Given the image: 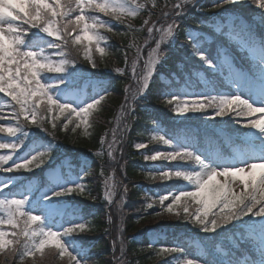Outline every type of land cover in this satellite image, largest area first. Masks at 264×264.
Listing matches in <instances>:
<instances>
[{"label":"trees","instance_id":"obj_1","mask_svg":"<svg viewBox=\"0 0 264 264\" xmlns=\"http://www.w3.org/2000/svg\"><path fill=\"white\" fill-rule=\"evenodd\" d=\"M177 2L137 0L145 7L124 23L87 10L88 15L107 22L113 30L108 32L106 27L100 29L107 37L101 44L105 47L103 58L99 53H94L97 67L93 68L83 60L81 52L78 62L69 66L65 73L43 77L45 83L57 85L51 91L59 102L77 108L107 93L106 99L101 102L102 107L98 106L95 123L87 132L82 131V126L76 133H65L59 127L64 122V118L60 117L56 121L58 127L55 138L50 134L53 132L50 123L44 124L48 132L30 125L22 128L16 137L0 133V142H23L16 153L0 149V155H11L13 162L27 159L41 151L51 152L50 157L44 158L41 167L36 168L34 162L31 172L20 170L0 173V181H12V188L0 195L26 197L27 210L40 215L46 228L58 232L72 224L87 222L89 230L64 237L69 250L79 255L82 261H87V264H115L114 260L121 255L117 241L119 225L125 241V264H183L185 258L197 259L201 264H264V220L249 216L216 232L206 233L174 215L165 213L157 216L156 213L161 211L158 204L151 209L145 207L146 203L158 199L159 195L194 190V185L180 179L160 181L149 178L150 173L156 174L164 169L192 168L191 161L187 164L145 161L144 154H153L168 147L151 139L156 134L166 136L173 143L184 141L188 148L202 155L214 167L262 157L253 147V131L241 128L235 117L211 119L210 108L206 113H190L180 117L172 111V106L165 102L164 97L181 95L191 100L195 95L209 91H213V95L215 92L235 94L238 91L251 102L253 93L260 94V100L264 99V67L260 64L264 53L260 47V38L264 37V19H256V5L251 0L224 5L219 9L213 8L218 0L184 3L183 16L176 18L179 27L175 36L163 47V58L156 67L149 88L135 99V114L130 118V130L122 143H118L119 151L115 154L113 164V181L118 187V195L111 207L104 199L105 186L100 180L107 179L112 167L108 165L106 153L100 156L97 153L104 152L100 140L107 134V128L110 125L112 129H117L118 125L122 128L128 122L121 117L115 119L121 105L125 103V96L129 95L126 89L133 86L130 66L137 55V48H141L147 35L144 21L163 8L169 7L171 10ZM161 18L157 25L165 20L163 18L161 21ZM187 36H191L197 46L220 65L219 69L203 66L186 44ZM50 41L51 37L33 28L26 37L24 47L25 50L42 49ZM154 44L149 42L141 48L140 55L148 56ZM222 50L227 54L226 61L220 59ZM116 68L126 71L121 75L115 71ZM10 104V98L0 93V124L5 126H15L16 123L10 116ZM136 143H144L146 148L137 150L134 147ZM11 163V160L8 161L5 167ZM79 183L86 186L83 196L53 195L56 191ZM124 186H127V194L124 193ZM122 198H125L126 203L120 216L116 214L115 208ZM3 230L11 232L8 226H4ZM111 240L117 241L114 253L111 251ZM163 247H178L183 249V253L158 255ZM48 253L61 260L55 252L46 248L45 254ZM33 259L28 257L23 264ZM0 264H11L4 252H0ZM15 264H20L18 257Z\"/></svg>","mask_w":264,"mask_h":264},{"label":"snow or ice","instance_id":"obj_2","mask_svg":"<svg viewBox=\"0 0 264 264\" xmlns=\"http://www.w3.org/2000/svg\"><path fill=\"white\" fill-rule=\"evenodd\" d=\"M241 2L244 0H218L213 8L219 9L224 5ZM251 2L257 4V0H251ZM184 3L185 0H178L172 5L171 10L163 13L165 20L170 19L171 22L167 24L166 29L160 28L156 47L150 50L148 60L139 71L137 63L140 60L141 49L137 48L136 60L130 66L132 79L136 82L137 96L149 88L156 67L163 58L161 43L174 38L176 29L179 27L176 18L183 16ZM144 7L137 3V0H131L130 5L122 3L121 0H0V93L10 98L12 108L10 116L16 122L15 126L0 124V133L16 137L22 128H28L30 125L48 132L44 124L50 123L53 129L50 134L55 138V130L58 127L56 121L60 117L64 118V122L59 127L65 133H76L78 129H82V126H84L82 131L87 132V129L95 123L98 106L102 107L101 102L106 99L107 93L77 108L69 103L59 102L51 91L57 85L45 83L43 77L65 73L69 66L78 62L81 52L83 60L93 68L97 67L94 53H99L103 58L105 47L101 44L107 40V37L101 33L100 29L106 27L108 32L113 30L107 22H101L98 17L88 15L87 10L105 14L124 23L136 16ZM153 7H155L154 3ZM258 7L264 10V0H259ZM149 23L148 20L144 21L146 26ZM128 27L131 28V25L129 24ZM33 28L40 29L51 37L46 48L39 51L25 50L26 37ZM156 28V24L147 28L149 39L153 38L152 34ZM217 31L220 29L217 28ZM226 35L232 36L231 33ZM260 39V47L264 49V37ZM186 44L205 68L219 69L220 65L202 51L191 36H187ZM226 57V52L222 50L220 59L226 61ZM125 64L127 65L126 54ZM260 64L264 67V53H262ZM115 71L123 75L126 69L116 68ZM129 92L130 88L126 89V93ZM215 93L213 95V91H209L195 95V98L191 100L181 95L164 97H166L165 102L172 106V111L177 116L206 113L210 108L211 119L235 117V121L243 128L255 130L258 137L264 141V104L256 106L238 91L235 94ZM134 114L135 96L126 95L125 103L121 105V119H127L128 122L124 123L122 128L118 125L117 129L112 130L111 139L108 138V134L101 138L100 144L104 152L97 153L98 156L106 153L113 160L115 159V154L119 151L118 143H122L123 137L130 130V118ZM257 114L261 115L257 116ZM117 131L120 132V136H117ZM151 139L169 146L171 151L144 154L145 161L163 160L168 163L182 164L191 161L192 168L191 170L164 169L156 174L150 173L149 178L160 181L180 179L194 185V190L159 195L158 199L146 203L147 209L158 204L161 211L156 213L157 216L165 213L174 215L206 233L216 232L234 221L249 216L264 220V156L243 163L214 167L192 149L176 148L173 141L164 135L156 134ZM22 146V141L0 142V149H7L12 153H16ZM134 147L142 150L146 148V144L136 143ZM50 156V150L41 151L27 159L13 162L11 155H0V171L31 172L34 170L31 167L34 162L35 167L39 168L44 163V158ZM10 160L12 163L5 167ZM11 188L12 181L7 179L0 181V194ZM115 189L114 181H105L104 199L109 204L112 203ZM85 191L86 186L79 183L56 191L53 195L56 197L72 194L83 196ZM124 193L127 194V186H124ZM193 205H195L194 210ZM4 226H8L11 232L3 230ZM86 230H89L87 222L72 224L62 232L46 228L40 215L27 210L26 197L0 195V252L5 253L11 264H15L17 257L20 264H23L26 258H36L38 253L43 258L46 248L55 252L61 260L66 258V264H87V261H82L79 255L70 251L64 242V237L77 232L83 233ZM112 243L115 248L117 241L113 240ZM118 243L121 255L115 259V264H125V241L122 229ZM6 248L7 251H5ZM161 253L182 254L183 249L163 247L158 255ZM183 264H201V262L197 259L185 258Z\"/></svg>","mask_w":264,"mask_h":264},{"label":"rangeland","instance_id":"obj_3","mask_svg":"<svg viewBox=\"0 0 264 264\" xmlns=\"http://www.w3.org/2000/svg\"><path fill=\"white\" fill-rule=\"evenodd\" d=\"M190 1H192V0H185V2H190ZM121 2L122 3H125L126 5H130V3H131V0H121ZM258 2L259 1H257V4H254V5H256L255 7H254V11H255V17L257 18V19H259L260 20V18L262 17L263 19H264V10H262V9H260L259 7H258ZM170 10V8L168 7V8H163V10L162 11H160L159 13H156V14H154V16H151V17H147V19L146 20H148L150 23H149V25H145V28H146V37H145V39H144V41H143V44H142V46H141V48H144L146 45H148V43L149 42H152V43H155L154 45H153V47H151V49H154L155 47H156V41L159 39V35H160V32H159V30H160V28L161 27H163L164 29H166L167 28V24L168 23H170L171 21H166V20H164L163 22H160L158 25H157V22H158V20L161 18V21L163 20V13L164 12H167V11H169ZM158 15V16H157ZM261 15V16H260ZM165 19V18H164ZM152 24H156V26H157V28H156V31L152 34L153 35V38L152 39H149V33H148V31H147V28L148 27H151V25ZM169 40H165L163 43H161V46H160V49H161V51L163 52V47L166 45V43L168 42ZM140 48V49H141ZM150 49V50H151ZM35 50H37V51H39L40 50V48H36ZM150 50H149V52H150ZM149 52H148V56H149ZM140 53H141V51H140ZM137 56V55H136ZM136 56L134 57V59H133V61H132V63L136 60ZM148 56H143L142 54L140 55V60H139V62L137 63V69H138V71L141 69V68H143V66H144V62L145 61H147L148 60ZM137 78H139V77H137ZM134 82H133V86L130 88V92H129V95H132V96H135V99L138 97L137 95H136V82H135V80H133ZM132 85V84H131ZM131 85H129L128 87H130ZM244 98H246V99H248L247 98V96L246 97H244ZM122 99H124V97H122ZM260 99H262L261 98V95L260 94H258V93H253L252 94V102L254 103V105H256V106H260V105H262V104H264V99L263 100H260ZM251 102V101H250ZM124 104V103H123ZM120 114H121V107H120V109L118 110V113H117V116H116V119L115 120H117V119H119L121 116H120ZM259 115H261V114H257V116H259ZM121 120V119H120ZM120 120L116 123L117 125L120 123ZM241 125V124H240ZM241 128H243L242 126H240ZM245 129V128H244ZM247 129V128H246ZM112 130H115V129H112V126L110 125V127H108L107 128V134H108V138L109 139H111V132H112ZM250 130V129H249ZM253 131V133H254V137H252V140H253V142H254V148H256V153H259L260 155H263L264 156V141H262L259 137H258V135H257V133L255 132V130H252ZM117 136H119V133H118V131H117ZM174 146L176 147V148H188V146L186 145V143L184 142V141H179V142H175L174 143ZM259 146V147H258ZM159 151H164V152H167V151H171V148L168 146V147H166V148H163V149H161V150H159ZM160 161H163V160H160ZM115 163V161L111 158V157H109L108 156V165H111V170H110V172H109V174H108V177H107V179L106 180H108L109 182H112L113 181V164ZM0 173H5V172H3V171H0ZM111 178V179H110ZM222 179V178H221ZM106 180H100L103 184H104V186H105V181ZM118 187L116 186V189H115V194L113 195V197H112V201H113V199L118 195ZM122 197H125V196H122ZM126 203V201H125V198H122V200L120 201V203H119V205L117 206V208H115L116 209V214H118V215H120V216H122V213H123V209H122V207H123V205ZM108 205L111 207L112 206V204H109L108 203ZM114 209V208H113ZM119 219L121 220L122 219V217H119ZM118 233H117V241H119V239L121 238V236H120V225L118 226ZM112 241L113 240H111V248H112V253H114V251H115V249H116V247L114 248L113 247V243H112ZM34 260H35V264H66V261L65 260H58L57 258H56V256L55 255H51L50 253H48V254H45L44 255V257L43 258H41L40 256H38V257H36V258H34L33 260H30V261H27V263L26 264H34ZM114 263H115V260H114Z\"/></svg>","mask_w":264,"mask_h":264}]
</instances>
